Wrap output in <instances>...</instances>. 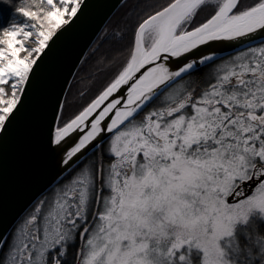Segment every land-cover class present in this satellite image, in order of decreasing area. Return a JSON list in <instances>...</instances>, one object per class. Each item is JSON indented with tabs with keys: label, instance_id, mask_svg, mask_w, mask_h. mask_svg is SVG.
<instances>
[{
	"label": "snow or ice",
	"instance_id": "1",
	"mask_svg": "<svg viewBox=\"0 0 264 264\" xmlns=\"http://www.w3.org/2000/svg\"><path fill=\"white\" fill-rule=\"evenodd\" d=\"M87 7L0 0V162L56 168L0 211V264H264V0H137L73 64L115 71L69 113L57 48Z\"/></svg>",
	"mask_w": 264,
	"mask_h": 264
},
{
	"label": "water",
	"instance_id": "2",
	"mask_svg": "<svg viewBox=\"0 0 264 264\" xmlns=\"http://www.w3.org/2000/svg\"><path fill=\"white\" fill-rule=\"evenodd\" d=\"M125 0H88V7L83 18L59 42L58 68L59 75L56 91L71 70L75 73L79 67L73 68L77 58L86 52V46L95 39L98 30L102 29L110 17ZM228 51V49H225ZM67 89V85L64 86ZM53 163L39 156L34 149L24 146L17 151L9 149L0 162V211L8 216L19 212L28 200L43 187L55 174Z\"/></svg>",
	"mask_w": 264,
	"mask_h": 264
},
{
	"label": "trees",
	"instance_id": "3",
	"mask_svg": "<svg viewBox=\"0 0 264 264\" xmlns=\"http://www.w3.org/2000/svg\"><path fill=\"white\" fill-rule=\"evenodd\" d=\"M136 2L137 0H125L115 11V13L110 17L106 24L112 27L122 25L125 16L131 10L132 5ZM3 11L4 15L6 16L9 10L5 8ZM114 71L115 67L97 69L92 59L87 60L83 64L82 68L79 66L77 71L75 72V77H73L72 79V97L71 94L68 97L70 101L69 113L76 111L82 105L90 102V100L100 91L98 89L107 83ZM81 91L85 92V95L80 96L79 93ZM249 230L253 231L254 235L256 231L264 234V223L258 218L252 217V222L249 225Z\"/></svg>",
	"mask_w": 264,
	"mask_h": 264
},
{
	"label": "rangeland",
	"instance_id": "4",
	"mask_svg": "<svg viewBox=\"0 0 264 264\" xmlns=\"http://www.w3.org/2000/svg\"><path fill=\"white\" fill-rule=\"evenodd\" d=\"M103 87V86H102ZM102 87H100L98 90H101L102 89ZM76 88V87H75ZM71 97H72V94H71ZM253 217H256V218H258L259 220H261L263 223H264V219H260L258 216H253Z\"/></svg>",
	"mask_w": 264,
	"mask_h": 264
},
{
	"label": "bare ground",
	"instance_id": "5",
	"mask_svg": "<svg viewBox=\"0 0 264 264\" xmlns=\"http://www.w3.org/2000/svg\"><path fill=\"white\" fill-rule=\"evenodd\" d=\"M115 13V12H114Z\"/></svg>",
	"mask_w": 264,
	"mask_h": 264
}]
</instances>
